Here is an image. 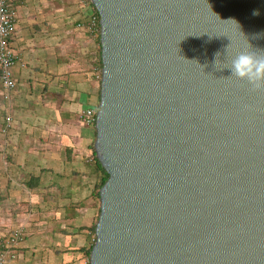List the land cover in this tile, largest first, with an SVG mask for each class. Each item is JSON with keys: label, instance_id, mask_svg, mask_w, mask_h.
Here are the masks:
<instances>
[{"label": "water", "instance_id": "water-1", "mask_svg": "<svg viewBox=\"0 0 264 264\" xmlns=\"http://www.w3.org/2000/svg\"><path fill=\"white\" fill-rule=\"evenodd\" d=\"M92 3L109 178L90 264H264V86L227 69L264 55V0Z\"/></svg>", "mask_w": 264, "mask_h": 264}, {"label": "crops", "instance_id": "crops-1", "mask_svg": "<svg viewBox=\"0 0 264 264\" xmlns=\"http://www.w3.org/2000/svg\"><path fill=\"white\" fill-rule=\"evenodd\" d=\"M84 1H12L17 86L4 99L0 85V244L17 229L23 238L8 264H90L96 129L79 115L99 108L102 47L79 27L92 14Z\"/></svg>", "mask_w": 264, "mask_h": 264}, {"label": "built area", "instance_id": "built-area-1", "mask_svg": "<svg viewBox=\"0 0 264 264\" xmlns=\"http://www.w3.org/2000/svg\"><path fill=\"white\" fill-rule=\"evenodd\" d=\"M13 0H0V85L3 89L4 99L16 89L17 83L14 77V66L17 57L12 48V39L17 30V15L12 6ZM84 3L92 9V14L87 22L79 25L92 37L100 38L101 26L100 17L95 14V7L92 0H85ZM97 109L88 108L79 115L81 124L88 127H95L97 121ZM10 119H7L9 122ZM23 238L21 230L17 229L2 244L0 253V264H8L9 260L17 258L15 250Z\"/></svg>", "mask_w": 264, "mask_h": 264}, {"label": "clouds", "instance_id": "clouds-1", "mask_svg": "<svg viewBox=\"0 0 264 264\" xmlns=\"http://www.w3.org/2000/svg\"><path fill=\"white\" fill-rule=\"evenodd\" d=\"M257 14L256 11L252 13L254 16ZM227 69L230 71V77L247 81L254 89L264 86V55L241 52Z\"/></svg>", "mask_w": 264, "mask_h": 264}, {"label": "trees", "instance_id": "trees-1", "mask_svg": "<svg viewBox=\"0 0 264 264\" xmlns=\"http://www.w3.org/2000/svg\"><path fill=\"white\" fill-rule=\"evenodd\" d=\"M95 14L97 16H99V14L97 13V11L95 10ZM96 153V152H95ZM95 155V165H96V175H97V182H96V198L98 200V202L100 201V190L101 188L105 185V183L107 182L109 175L108 173L104 170V168L101 166L99 160L97 159L96 154ZM99 218H97L98 221ZM96 229V226L94 228V230ZM2 247V244H0V248ZM90 254V253H89Z\"/></svg>", "mask_w": 264, "mask_h": 264}, {"label": "rangeland", "instance_id": "rangeland-1", "mask_svg": "<svg viewBox=\"0 0 264 264\" xmlns=\"http://www.w3.org/2000/svg\"><path fill=\"white\" fill-rule=\"evenodd\" d=\"M4 103V102H3ZM2 104V102H1V99H0V105ZM1 113H2V111H1ZM0 117L2 118V120H4L5 119V115H0ZM1 118H0V120H1ZM1 120V121H2ZM3 139H4V137L0 134V140H1V142H3ZM4 156H6V153L3 151V150H0V157L1 158H3ZM1 213H2V211H0ZM3 214V213H2Z\"/></svg>", "mask_w": 264, "mask_h": 264}]
</instances>
